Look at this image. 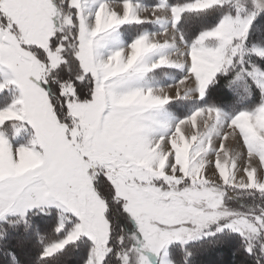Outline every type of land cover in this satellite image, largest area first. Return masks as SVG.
<instances>
[{
    "label": "snow or ice",
    "instance_id": "snow-or-ice-1",
    "mask_svg": "<svg viewBox=\"0 0 264 264\" xmlns=\"http://www.w3.org/2000/svg\"><path fill=\"white\" fill-rule=\"evenodd\" d=\"M0 264H264V0H0Z\"/></svg>",
    "mask_w": 264,
    "mask_h": 264
}]
</instances>
